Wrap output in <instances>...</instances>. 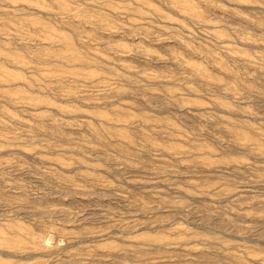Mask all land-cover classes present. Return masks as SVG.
<instances>
[{
    "label": "rangeland",
    "instance_id": "374dc122",
    "mask_svg": "<svg viewBox=\"0 0 264 264\" xmlns=\"http://www.w3.org/2000/svg\"><path fill=\"white\" fill-rule=\"evenodd\" d=\"M0 264H264V0H0Z\"/></svg>",
    "mask_w": 264,
    "mask_h": 264
}]
</instances>
